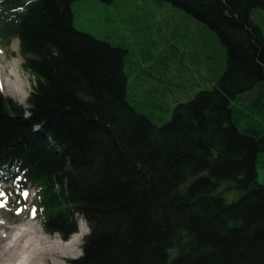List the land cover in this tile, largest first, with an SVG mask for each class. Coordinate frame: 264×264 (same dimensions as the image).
Returning a JSON list of instances; mask_svg holds the SVG:
<instances>
[{
    "label": "trees",
    "instance_id": "16d2710c",
    "mask_svg": "<svg viewBox=\"0 0 264 264\" xmlns=\"http://www.w3.org/2000/svg\"><path fill=\"white\" fill-rule=\"evenodd\" d=\"M81 1L0 0L34 81L26 107L0 95V200L33 189L62 241L81 218L70 264H264V0H150L195 30L193 93L170 81L173 44L136 62L75 27Z\"/></svg>",
    "mask_w": 264,
    "mask_h": 264
},
{
    "label": "rangeland",
    "instance_id": "374dc122",
    "mask_svg": "<svg viewBox=\"0 0 264 264\" xmlns=\"http://www.w3.org/2000/svg\"><path fill=\"white\" fill-rule=\"evenodd\" d=\"M72 9L76 28L98 39H104L109 42H113L116 35L125 38L132 46L133 57L136 62L144 63L142 59H147L146 61H148V65H150L151 60H154L157 55L166 52L170 43L173 44L174 47L172 51L177 58L173 59L174 62L169 68V74L171 76L170 81L175 83L174 85H179L180 88L185 85L191 93L197 90L198 85L202 83L201 79L206 72V69L202 66L205 61L202 60L203 56L200 55L195 45L196 34H193L195 30L192 27H189V31H182V29L178 28V25H182L180 16L174 14L165 6L154 5L150 0H114L111 4H105L96 0H85L75 3ZM180 40L183 41L184 44H179L178 42H180ZM22 64L23 59L19 54L18 42L15 40L12 41L9 47H4L0 42V67L2 65L6 66L1 74L6 75L14 68L16 70V76L20 80V84H18L20 87L17 88V91L23 89L26 93V99L23 100L20 98L19 91L13 92V95H11L12 93H7L4 89L0 90V95L12 100V102L19 106L26 107L27 99L34 81L23 69ZM146 67L147 66H145V69H147ZM148 72L151 73L150 70ZM182 76H184V78H182ZM10 81L15 83L17 87L15 81ZM172 89L176 97L182 92L181 89V91L174 87ZM261 174H264V169L261 170ZM259 180H262V176L259 177ZM27 193L28 198L26 203H22L21 201L14 203L10 200H0V204L4 205L0 207V251L2 248L6 247L9 239L8 235L14 233L12 228L21 227V225H34L35 228L43 234L41 235L39 232L36 234L38 239L42 242V245L47 243V247L53 246V244L51 245V241L55 238L59 239L61 242L58 234L46 235L43 231L38 216L34 213L33 209V201L35 199L34 191L29 188ZM225 196L231 200L235 197V193L230 192ZM76 226L77 231L79 227L84 231L79 247L76 248L72 258H56L58 264H70L71 261L82 256L83 242L88 235V228L81 218L77 219ZM26 227L27 228H23L22 230L27 231L29 229H35L32 226ZM18 234H16V236ZM5 236L6 239L3 240L2 237ZM29 237L33 236L29 234ZM70 237H72V235L68 238L70 239ZM28 249L29 248L25 249V252L28 251ZM21 255L16 253L15 257L19 256L20 258ZM15 259H13V263L16 262ZM43 260L44 264H55L47 255Z\"/></svg>",
    "mask_w": 264,
    "mask_h": 264
},
{
    "label": "bare ground",
    "instance_id": "6f19581e",
    "mask_svg": "<svg viewBox=\"0 0 264 264\" xmlns=\"http://www.w3.org/2000/svg\"><path fill=\"white\" fill-rule=\"evenodd\" d=\"M5 68L6 66L4 65L0 67V87H2V90L5 89L7 93H12L11 95H13V92L15 93L19 91L20 98L23 100L26 99V93L22 88V90L17 91V88L20 87V85L18 86V84H20V80L16 76V70L13 68L10 70V73L3 75L1 73ZM9 79L15 81L17 83V87L15 86V83L11 82ZM26 226H32L35 228V226L31 224L12 228L14 233L8 235L9 239L6 247L2 248L0 251V264H44L43 258L46 255L49 256L53 263L58 264L56 262V258L69 259L73 257L76 248L79 247V243L84 235V231L79 227L78 231L73 234L70 239L68 238L66 241L61 240L60 242L59 239L55 238L51 241V245L53 244V246L47 247V243L42 245V242L36 236L39 230L35 228L34 230L29 229L27 231H23L22 229L27 228ZM39 233L43 235L41 232ZM16 234L18 235L16 236ZM29 234L33 237H29ZM2 238L5 240L6 236ZM27 248L30 250L28 249V251L25 252V249ZM16 253H19V255L22 254L21 257H15ZM13 259H15V263H13Z\"/></svg>",
    "mask_w": 264,
    "mask_h": 264
},
{
    "label": "snow or ice",
    "instance_id": "6c2138e0",
    "mask_svg": "<svg viewBox=\"0 0 264 264\" xmlns=\"http://www.w3.org/2000/svg\"><path fill=\"white\" fill-rule=\"evenodd\" d=\"M0 90H2V87H0ZM0 195H3V193L0 192ZM23 195H24L25 198H27L28 193L27 192H24ZM3 206H4L3 204H0V207H3Z\"/></svg>",
    "mask_w": 264,
    "mask_h": 264
}]
</instances>
